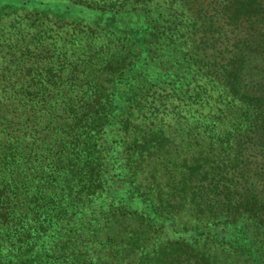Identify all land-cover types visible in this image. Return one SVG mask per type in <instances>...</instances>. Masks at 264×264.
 <instances>
[{
    "label": "trees",
    "instance_id": "trees-1",
    "mask_svg": "<svg viewBox=\"0 0 264 264\" xmlns=\"http://www.w3.org/2000/svg\"><path fill=\"white\" fill-rule=\"evenodd\" d=\"M6 3L0 264H264V0Z\"/></svg>",
    "mask_w": 264,
    "mask_h": 264
},
{
    "label": "rangeland",
    "instance_id": "rangeland-1",
    "mask_svg": "<svg viewBox=\"0 0 264 264\" xmlns=\"http://www.w3.org/2000/svg\"><path fill=\"white\" fill-rule=\"evenodd\" d=\"M2 3V5L0 6L1 8H3V7H8L9 5L6 3V0H4L3 2H1ZM109 21L108 22H113L112 20H114V19H112L111 17H106ZM110 18V19H109ZM112 19V20H111Z\"/></svg>",
    "mask_w": 264,
    "mask_h": 264
}]
</instances>
